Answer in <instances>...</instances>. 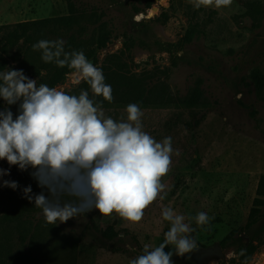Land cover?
<instances>
[{
  "label": "rangeland",
  "instance_id": "1",
  "mask_svg": "<svg viewBox=\"0 0 264 264\" xmlns=\"http://www.w3.org/2000/svg\"><path fill=\"white\" fill-rule=\"evenodd\" d=\"M71 2L73 10L69 6ZM145 2L0 0V55L3 35L16 24L52 20L34 29L31 40L23 39L10 53L4 54L8 64L2 71L23 70L28 78L38 81L57 64L55 60L45 63L42 52L34 51L32 46L41 40H62L65 52L78 45L97 52L98 62L94 65L103 72L122 58L131 74L160 80L174 98H188L196 89L202 92V103L196 107L171 105L141 109L144 131L157 141L171 137L173 148L171 168L163 180L165 189L161 198L145 210L141 222L130 223L115 214L104 217L95 209L67 223L57 222L66 235L80 240L77 263L81 241L95 242L94 232H84L83 227L104 230L113 226L119 232L116 238L107 241L98 237L109 249L127 254L129 264L143 253L145 246L149 249L159 246L170 227L162 218L165 207L184 215L185 223L192 229L186 235L195 241V249L221 244L233 230L240 231L247 224L264 175V0H233L231 6L221 9H197L193 0H155L159 10L153 15L152 9L138 13L146 9ZM64 17H73L72 26L54 22ZM191 27L197 28L196 37L177 56L161 51L156 44L157 41L177 43L187 36ZM101 36L109 39L102 49ZM130 39L134 45L127 50L125 41ZM36 68L46 70L33 78ZM80 84H75L68 75L56 87L67 91ZM20 103L10 105L14 116L19 114ZM8 106L2 100L0 111ZM125 108L103 109L106 116L119 120L126 118ZM14 167L0 160V168L10 172L0 179V190L4 180H16ZM200 212L209 217L202 226L195 220ZM12 235L8 240L13 245L10 251L18 254L24 244L19 233ZM253 237L257 238L254 243L258 250L247 264H264V208L260 221L250 229V236L237 233L234 241L223 248L226 260L213 258L205 264H240L236 243H248ZM192 255V252L173 255L172 261L196 264ZM2 261L0 257V264H4ZM6 261L27 264L13 261L11 256Z\"/></svg>",
  "mask_w": 264,
  "mask_h": 264
},
{
  "label": "clouds",
  "instance_id": "2",
  "mask_svg": "<svg viewBox=\"0 0 264 264\" xmlns=\"http://www.w3.org/2000/svg\"><path fill=\"white\" fill-rule=\"evenodd\" d=\"M232 3L193 0L197 9H221ZM32 47L42 52L45 63L55 60L58 67L69 68L75 84L86 82L93 96L111 102V85L82 50L65 52L62 40H41ZM0 98L8 105L21 101L15 118L10 109L0 111V160L21 171L33 169L31 175L47 194L33 195L29 185L23 189L24 197L42 210L47 224H64L93 209L104 217L115 214L139 223L145 210L161 198L172 164V138L157 141L144 131L137 103H129L126 118L117 120L106 116L102 104L86 90L77 95L45 83L37 86V80L14 69L0 71ZM5 175L10 172L0 168V179ZM3 186L19 187L8 180ZM162 218L170 224L164 241L152 249L145 246L130 264H173V255L184 256L196 248L186 235L192 229L184 215L165 207ZM195 220L202 226L209 217L200 212ZM169 246L173 251H166Z\"/></svg>",
  "mask_w": 264,
  "mask_h": 264
},
{
  "label": "trees",
  "instance_id": "3",
  "mask_svg": "<svg viewBox=\"0 0 264 264\" xmlns=\"http://www.w3.org/2000/svg\"><path fill=\"white\" fill-rule=\"evenodd\" d=\"M145 8L139 10L138 13L147 12L155 5V0H145ZM71 10L74 9L72 2L69 4ZM73 17L62 18L54 20L55 23H64L67 26H72ZM52 20H38V21H26L16 24L13 30L3 35L1 39L2 53L0 55V71L7 67L8 60L4 54L10 53V51L20 43L23 39L29 41L32 38L31 32L37 29L39 25L48 24ZM144 21H142V24ZM196 27H191L187 36L182 38L177 43H168L157 41L161 51H167L171 54L180 53L184 50L185 46L192 43L196 37ZM130 37H128L129 39ZM108 37L101 36L99 38L100 49L105 48L108 44ZM130 45H134L132 40L125 41L127 50H131ZM82 50L88 60H94L98 62L97 52L93 50H86L83 45H78L71 51ZM70 51V52H71ZM176 64V62L174 63ZM46 70L45 68H36L32 74L33 78H37L41 75V72ZM70 69L67 67L61 68L56 66L54 70L48 71L39 77L37 86L41 83H45L50 87H56L58 84L65 81L66 77L70 73ZM105 76V82L111 85L112 97L111 102L104 101L102 97H95L91 93L90 87L86 82H82L80 85L67 90L69 94H79L81 90L89 92L90 98L97 103L102 104L103 108H122L126 107L129 103H137L141 109L148 108H164L171 105L196 107L202 103V92L198 89L184 99L174 98L169 94L165 83H161L160 80H154V78L143 75L131 74L127 67V63L122 58H118L115 66H109L105 68L103 72ZM3 99L0 98V102ZM10 109L14 114V110L10 105L3 109ZM14 116V115H13ZM16 116H14L15 118ZM32 168H28L26 171H21L18 166L14 167L15 181L19 187L13 190L9 187H3L0 190V257L4 260L1 263L8 264L6 258L12 257L13 261H24L27 264H77V251L79 246V238L73 235H66L62 228L56 225H50L45 222L42 215V210L35 207L34 202H29L24 197L23 189L27 186H31L32 194H39L42 191L46 193L45 189H41L38 186L37 181L33 178L31 173ZM64 201L72 200L71 197H64ZM264 208V175L261 177L259 187L257 189V195L254 199L252 207L249 212L247 224L242 226L240 231L233 230L222 242L223 248L234 241L237 233H242L244 236H250V229L257 225L261 219L262 211ZM92 222V221H91ZM83 230L92 231V235L95 242L98 245L106 246L107 243L102 241L103 238H107L108 241L116 238L119 235L113 226H109L106 229H86ZM13 234L19 233L20 238L24 244V247L16 254L11 252V246L8 240L13 237ZM102 239H99L98 236ZM244 238V237H243ZM257 239V238H256ZM254 237L248 243H242L238 241L235 249L238 262L240 264H247L254 254L258 250V245L254 242ZM2 241V242H1ZM166 251H172L169 246ZM37 258V259H36ZM178 264V263H173Z\"/></svg>",
  "mask_w": 264,
  "mask_h": 264
},
{
  "label": "crops",
  "instance_id": "4",
  "mask_svg": "<svg viewBox=\"0 0 264 264\" xmlns=\"http://www.w3.org/2000/svg\"><path fill=\"white\" fill-rule=\"evenodd\" d=\"M108 247L103 246L100 248L96 242L86 243L82 240L77 264H129L127 254L117 249H113V251Z\"/></svg>",
  "mask_w": 264,
  "mask_h": 264
},
{
  "label": "water",
  "instance_id": "5",
  "mask_svg": "<svg viewBox=\"0 0 264 264\" xmlns=\"http://www.w3.org/2000/svg\"><path fill=\"white\" fill-rule=\"evenodd\" d=\"M159 10V7L157 5H154L152 7V11L151 14L153 15L156 11ZM91 63L94 64V60H90ZM202 255H201V259L202 260H206V259H221V260H226V254H225V250L223 249L221 244H217L213 247H207L204 248V250H202Z\"/></svg>",
  "mask_w": 264,
  "mask_h": 264
},
{
  "label": "flooded vegetation",
  "instance_id": "6",
  "mask_svg": "<svg viewBox=\"0 0 264 264\" xmlns=\"http://www.w3.org/2000/svg\"><path fill=\"white\" fill-rule=\"evenodd\" d=\"M215 246V245H214ZM211 247V246H210ZM204 248H207V247H201V248H197V249H194L192 251V259L196 262V264H205L207 261H209L210 259H206V260H202L201 259V255H202V250H204Z\"/></svg>",
  "mask_w": 264,
  "mask_h": 264
}]
</instances>
